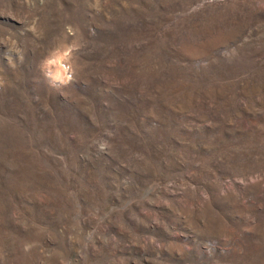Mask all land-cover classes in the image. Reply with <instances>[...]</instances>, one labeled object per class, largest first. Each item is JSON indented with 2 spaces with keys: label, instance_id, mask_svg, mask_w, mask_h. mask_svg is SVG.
<instances>
[{
  "label": "rangeland",
  "instance_id": "374dc122",
  "mask_svg": "<svg viewBox=\"0 0 264 264\" xmlns=\"http://www.w3.org/2000/svg\"><path fill=\"white\" fill-rule=\"evenodd\" d=\"M0 264H264V0H0Z\"/></svg>",
  "mask_w": 264,
  "mask_h": 264
}]
</instances>
